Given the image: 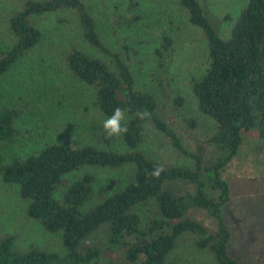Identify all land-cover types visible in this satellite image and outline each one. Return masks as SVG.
<instances>
[{
	"label": "trees",
	"instance_id": "trees-1",
	"mask_svg": "<svg viewBox=\"0 0 264 264\" xmlns=\"http://www.w3.org/2000/svg\"><path fill=\"white\" fill-rule=\"evenodd\" d=\"M187 13L190 25L201 30L206 41L207 68L192 78L190 91L197 111L214 125L194 155L182 148L175 133L157 113L153 96L137 90L127 60L111 54L100 40L95 20L81 0H25L7 19L11 44L0 52V102L3 76L41 39L31 19L58 10L71 11L84 43L111 58V67L102 59L72 48L65 56L71 76L93 88V104L108 118L115 108L126 113L128 132L120 137L122 152L84 145L48 144L36 153L14 158L0 165L3 183L17 187L25 200V215L37 222L45 233L59 234L64 253L57 254L35 246L17 250L13 237L0 239V264H112L120 258L127 264H164L178 238L188 233L195 248L206 250L214 264H239L227 251L230 233L222 222L221 209L229 200L228 185L221 177L246 138L264 141V0H247L227 38L222 39L203 15L196 0H176ZM136 3H133L135 6ZM170 40L162 37L155 54L167 52ZM183 98L174 100L181 106ZM26 106L25 104H23ZM24 108L0 109V146L14 142L17 119ZM165 136L180 154L189 155L192 167L163 166L158 179L146 175L159 165L145 156L139 146L145 125ZM190 128L194 120L186 121ZM104 143L108 140L102 137ZM211 145L214 154L202 161V146ZM132 172L118 189L108 193L109 185L99 190L104 197L85 209L93 196L91 174L67 181L65 176L82 167L120 168ZM185 182L191 190L179 193L169 183ZM62 191L56 197L57 190ZM151 202L156 216L142 219L138 206ZM189 210H199L213 218L214 231H208ZM105 227L106 236L97 245H83L91 234Z\"/></svg>",
	"mask_w": 264,
	"mask_h": 264
},
{
	"label": "rangeland",
	"instance_id": "rangeland-1",
	"mask_svg": "<svg viewBox=\"0 0 264 264\" xmlns=\"http://www.w3.org/2000/svg\"><path fill=\"white\" fill-rule=\"evenodd\" d=\"M95 20L97 34L111 54L127 60L137 90L153 96L157 113L180 141L189 155L213 131V122L196 108L190 91L192 78L204 74L208 60L204 35L190 25L187 13L176 0H81ZM205 18L217 34L227 38L231 27L247 0H196ZM25 0H0V52L11 44L7 19L21 8ZM133 3H136L133 6ZM40 31L39 43L28 51L2 78L0 109L24 108L15 127L14 142L0 146V165L14 158L36 153L48 144H65L73 148L92 145L122 152L125 147L119 136H108L102 128L103 117L93 104V88L74 79L65 67V56L72 48L102 59L111 67V58L84 43L79 35L74 14L69 10L45 13L31 19ZM162 37L170 40L167 52L155 54ZM183 98L181 106L174 100ZM25 104L26 106H24ZM194 120L190 128L186 121ZM102 137L108 140L104 143ZM202 161L214 154L211 145L202 146ZM139 150L162 166L192 167L187 155L177 152L168 139L147 123ZM132 168L82 167L65 176L73 181L91 174L93 196L90 207L104 197L99 190L109 185L108 193L121 187L130 177ZM221 177L228 185L229 200L221 209V218L230 233L228 253L239 264H264V141L246 138L236 156L228 163ZM179 193L191 190L185 182L169 183ZM59 188L56 197L61 193ZM25 200L17 187L0 178V239L13 237L17 250L30 246L63 254L59 234L45 233L40 225L25 215ZM145 219L156 216L151 202L136 208ZM194 219L208 231L216 223L203 211L189 210ZM102 227L82 242L97 245L106 236ZM112 264H127L114 258ZM164 264H214L206 250L193 246L188 233L181 235Z\"/></svg>",
	"mask_w": 264,
	"mask_h": 264
},
{
	"label": "clouds",
	"instance_id": "clouds-1",
	"mask_svg": "<svg viewBox=\"0 0 264 264\" xmlns=\"http://www.w3.org/2000/svg\"><path fill=\"white\" fill-rule=\"evenodd\" d=\"M128 121L126 119L125 111L117 107L114 109L111 116L103 121L102 128L108 136H121L128 132ZM164 171L162 165H157L151 171L146 170V175L152 178L158 179L161 173Z\"/></svg>",
	"mask_w": 264,
	"mask_h": 264
}]
</instances>
